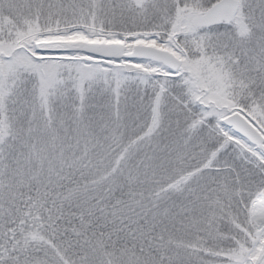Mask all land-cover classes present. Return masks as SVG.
<instances>
[{
    "label": "snow or ice",
    "instance_id": "6c2138e0",
    "mask_svg": "<svg viewBox=\"0 0 264 264\" xmlns=\"http://www.w3.org/2000/svg\"><path fill=\"white\" fill-rule=\"evenodd\" d=\"M0 264H264V0H0Z\"/></svg>",
    "mask_w": 264,
    "mask_h": 264
}]
</instances>
